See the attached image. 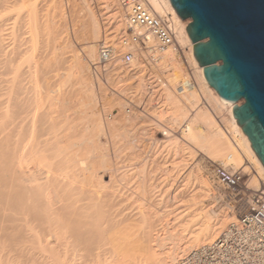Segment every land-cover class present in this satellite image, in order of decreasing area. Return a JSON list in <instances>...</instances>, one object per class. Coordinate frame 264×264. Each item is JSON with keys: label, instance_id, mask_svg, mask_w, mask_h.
Segmentation results:
<instances>
[{"label": "bare ground", "instance_id": "1", "mask_svg": "<svg viewBox=\"0 0 264 264\" xmlns=\"http://www.w3.org/2000/svg\"><path fill=\"white\" fill-rule=\"evenodd\" d=\"M113 1L108 0L106 6ZM147 1L157 13L171 15L178 41L188 44L199 82L218 107H228L231 128L238 136L229 141L209 112L197 109L182 130L183 137L222 164L241 166L246 155L264 175L263 165L233 117L234 103L208 85L193 56L185 29L190 20L182 21L169 0ZM75 2L67 0L70 21L77 25L73 26L74 36L82 38L83 55L96 58V40L102 34L96 11L88 6L79 15L77 10L82 8L76 10ZM111 7L107 21L101 20L111 24L104 38L120 47L118 35L124 31L125 21L118 8ZM98 8L99 13L102 9ZM64 9L62 0H0V264H177L190 250L212 242L234 221V213L228 208L214 209V200L208 198L215 194L207 170L182 176L183 166L177 163L190 159L192 152L174 139L151 162L142 160L146 172L149 166L157 171L170 156L173 165L166 167L170 178L161 174L156 177L159 184L144 180L131 184L130 177L117 180L110 172L108 181L103 180L104 169L112 164L105 153L100 154V149H106L97 139L103 132L101 121L85 116L86 104L93 100L89 66L71 44ZM148 39L152 44L150 35ZM159 57L162 66L171 70L167 81L177 95L168 86L160 87V104L148 117L172 124L184 119L186 107L197 104L203 94L196 83L187 90L177 88L184 70L175 50L168 49ZM135 68L137 72L138 66ZM104 100L109 108L116 99ZM121 109H114V119L107 126L115 145L130 121ZM70 110L75 113L72 120H78L73 127L67 115ZM199 123L203 126L197 127Z\"/></svg>", "mask_w": 264, "mask_h": 264}, {"label": "built area", "instance_id": "2", "mask_svg": "<svg viewBox=\"0 0 264 264\" xmlns=\"http://www.w3.org/2000/svg\"><path fill=\"white\" fill-rule=\"evenodd\" d=\"M120 8L125 16L124 31L118 35L121 46L109 38L102 39L91 63V73L105 85L109 79L128 82L123 96L127 111L136 107L148 115L160 104L159 88L168 86L167 75L171 70L162 66L159 56L163 52L175 50L188 68L177 88L187 90L194 85L192 69L185 54L188 47L179 45L170 14L157 13L145 0H120ZM149 35L152 44L149 43ZM135 65L140 67L137 72ZM125 74L129 75L128 79L122 78H126ZM139 80L143 84L140 97L133 88ZM136 96L140 98L138 104L133 102ZM212 175L219 186L229 191L238 190V200L246 202V205L212 242L190 250L177 264H264V183L257 189H250L239 170L219 164L213 166Z\"/></svg>", "mask_w": 264, "mask_h": 264}, {"label": "rangeland", "instance_id": "3", "mask_svg": "<svg viewBox=\"0 0 264 264\" xmlns=\"http://www.w3.org/2000/svg\"><path fill=\"white\" fill-rule=\"evenodd\" d=\"M62 1L64 2V8L67 10V11H65V9H64V21H65V25H68L67 26V30H68L67 34L69 33L68 37L70 38L72 46L74 44L73 47H75L77 49L78 53L79 54L81 53L80 55L83 57L84 52H83V46H82V44H83L82 38L81 37H79V38L75 37L76 35L74 36L73 32H75V31H73V30H76V29H75V27L73 28V26L77 27V25L73 24L72 23L73 21H70V18L72 16H71V12L69 11V9H67V6H68L67 0H62ZM145 1H147V0H145ZM76 2H75V5H78V6H76V10H77V7L82 8L81 11L77 10V11H79V13H77V11H76V13L79 15L83 12H86L85 10H87L88 6L94 7V9L96 11V15H97V18L99 20L101 33H102L101 37H99L96 40L97 41L96 42V52H97L99 42L102 39H104V34H105L104 31L107 30L108 27L111 25V24H105V23H104L105 24L104 25L102 23H103V21H105V22L107 21L105 19L106 13H109V11L112 9L111 6H113V4L118 8L117 10H119V12L122 14L121 16L123 17V23L125 21L124 14L120 8V0H114L113 3H108L109 4L108 6H106L107 5L106 2H108V0H89V2H88V0L87 1L85 0V2H84V0H76ZM96 5L101 7L102 10H100L99 13L102 12V14H103L102 17H100L101 14L98 13V10L100 8H98V6H96ZM103 17H104V19H103ZM72 19H73V17L71 18V20ZM101 20H103V21L101 22ZM66 22H68V23L66 24ZM111 29H113V26L110 28V30ZM109 39H111V38H109ZM178 43L182 48H185L186 46L188 47V44L185 42L181 43L178 41ZM187 54H188V52H187ZM187 54H186V56L188 57L189 66L192 69L194 84L196 83L197 87H199V89L203 95H202V97H198L200 102L197 100V102H198L197 104L193 103L190 106L188 105L186 107L187 114H186V117L184 119H180V120H178L172 124L168 123V122H164V121H159L157 118L148 117V115L142 114L136 107H133V108L131 107L130 112H128L127 111L128 105L123 98V96L126 95V92L124 91V89H125V86L128 85V82H125V83H121V81L113 82V80L109 79L108 85H105L99 79L95 78L93 76V74L91 73V63H92V61H94L95 58L90 59V57H87V56L83 57V59L85 58L84 60L87 63V65L89 66V69H88L89 70L88 71L89 87L91 85L90 88L92 89L91 91L93 92V94H92L93 96L91 97V99L94 100V101L88 100L90 102V104L92 103V105H94V106H92L88 103L86 104V106L89 107V109L87 107H85L88 111V112L85 111V112H87L85 114V116L86 117H89V116L94 117L95 116L101 121V123L103 125V132L101 131L98 133L97 139H98L99 143L104 144V146H101V147H104L106 149H103L104 151L102 149H100V151H101L100 154L105 153L103 155H107V157L105 156V158L107 159L108 162H110L112 164L110 169H104L103 172H105V175L103 176V180L108 181V175H110V172H112L113 175L116 176V178L119 176H122V177L124 176L123 178H127V177L129 178L130 177L132 182H129V183H131V184H134V183L140 184V182L142 183L144 180V182L146 184H153L154 183L153 185H156V184H159L161 182V180L158 181V179H157L159 177V175H161V174H164L168 178H170V176L167 173L168 168H166V167H169L170 164H171V166L173 165L171 163V157L170 156H167L165 159H163L164 161L168 160L169 162L167 161V163L165 162L166 164L165 163L162 164L161 165L162 168L157 166L159 168L157 171H152L150 169V166H149L148 172H146L145 171L147 169L145 167L146 164L144 166H143V164L146 161L151 162V158L153 159L154 156L157 157L161 153V151L164 147L163 145L169 143L172 139H174L176 141L183 142V144L185 143L189 147L190 151L192 152L190 159H188L185 162L177 163V164H179V166H183V168L180 167V169H183V170H181L182 176H183V174H185L187 172L194 175L200 169H201V171L207 170L208 172L206 173V175H208V173H209V175L207 177H208V179L210 178L209 180H210V183L213 185L212 187L214 189V194H215V198H211V196L208 198L212 199V201L214 200L213 202H215L214 203L215 205L212 203L215 207L214 209L219 212V210L221 211L225 208L226 209L228 208L229 210L233 211L234 217L236 218V216L240 212V210L245 207L246 202L238 200V196H236L237 192H239L238 190L233 189V190L229 191V190H227V189H225V188H223L217 184V182L213 179V176H212L213 166L216 164H221L222 166L228 167L231 170H239L241 172V174H243L244 182L246 183V185L250 189H254L255 186L257 189L260 185H262L264 183V175L256 168V165L254 164V162L250 158H247L246 155H244L245 159H244V156L242 158L241 166L235 167V165L231 164V163L230 164H222L220 161H214L213 159H210L209 155L202 148H200L198 144L194 143L193 141H191L188 138L183 137L182 130L187 127L188 121L194 116L197 109H202L205 111L207 110L209 112V114L213 117V119H215V122L217 123V125L219 126L221 131H223V133L225 134V137L229 141L232 139L235 140L238 138L235 130H233L234 128H231L233 125L231 124L232 123L230 120L231 117H230L229 113H227L228 107L226 105H222V106L218 107L217 101L213 98V96L211 94H208L209 92L206 91V89L203 88V86H202L201 82H199L200 80L197 76V67H195L191 63V61L189 59V54L188 55ZM96 55H97V53H95V56ZM177 60L179 63H181V65L183 66V70H184V73L182 72L183 74L179 77H183L184 75L187 74L188 68L186 67L185 63L181 60L180 57H177ZM138 68L140 70L139 66H138ZM74 72H75V74H78L77 69H75ZM60 73H61V71H60ZM59 76H60V74H58V77L56 76V79H58ZM170 77H171V74H168L167 80ZM122 78H124V77H122ZM179 79H181V78H179ZM129 83H132V80L129 81ZM168 83L169 84H168L167 88L171 89L173 91V93H175L174 88L171 85V83L170 82H168ZM135 85H137V86L134 87ZM76 86L77 85H75V87ZM133 88L135 89L136 93L141 92L143 89L142 81H140V80L137 81L133 85ZM201 89H203L205 91H203ZM175 95H177V94L175 93ZM137 96L133 99V102L135 104H138V102L140 100V98H138L140 96H138V97ZM104 98H111V99H114V100L116 99V100L112 103L113 105L112 104H111V106L109 105L110 107L108 108L104 105V101H105ZM214 102H216V103L214 104ZM240 103H242V101ZM192 105L193 106L196 105V106L193 107ZM114 109H116V110L121 109L120 112L121 113L124 112V116L127 115V117L128 116L130 117V121L127 123L128 125H126V127L123 128L122 131L119 132L117 139H120V140L116 141L117 142L116 145L114 143L115 140L111 138L113 140L112 141L110 139V137H113V136L111 134L109 135L110 132L107 129V126H108V123L110 122V120L113 121V119H114L113 114L116 113V111ZM111 114H112V116H111ZM67 115L69 116V119L72 120V118L75 117L74 110L68 111ZM74 123H75V125H74ZM77 124H78V120L75 119V120H72L70 125L73 127V126H76ZM202 126H203V123L197 124V127H202ZM144 128H145V130H144ZM111 141H112V144H111ZM135 142H136V144H134ZM127 145L129 147V149L126 148ZM113 146L114 147L117 146V147H115L116 149H114ZM120 146H122V147H120ZM152 148H154V149L152 150ZM112 149H114V150H112ZM117 149H120V150L117 151ZM136 153L140 154L139 158L136 155ZM153 153H156V155H154ZM133 155H134V157L137 156L136 158L138 160H136V158H132ZM150 155H151V157H150ZM167 158H169V159H167ZM133 159H135V160H133ZM148 159H150V160H148ZM131 160H133V161H131ZM142 160H144L145 162ZM168 163H170V164H168ZM177 164H175V165H177ZM171 166L169 167V169L171 168ZM141 169L144 171H141ZM161 169H162V171H161ZM164 170H165V173H164ZM107 172H109V173H107ZM114 173H116V174H114ZM139 173L142 175H140ZM145 173L147 175V178L144 177ZM127 174L128 175L131 174L132 177L130 175L127 176ZM120 178H117V180H119ZM180 180H181V178L176 180V181H180ZM119 182L120 183L122 182L123 184H125L126 180H120ZM216 196L218 198L217 200H216ZM208 198L205 200L210 201V200H208ZM235 218L233 220H235Z\"/></svg>", "mask_w": 264, "mask_h": 264}, {"label": "water", "instance_id": "4", "mask_svg": "<svg viewBox=\"0 0 264 264\" xmlns=\"http://www.w3.org/2000/svg\"><path fill=\"white\" fill-rule=\"evenodd\" d=\"M169 2L190 20L185 29L206 82L234 103L233 117L264 167V0Z\"/></svg>", "mask_w": 264, "mask_h": 264}]
</instances>
